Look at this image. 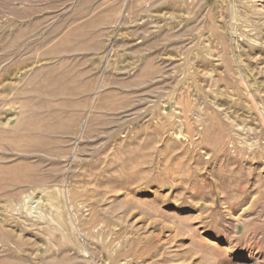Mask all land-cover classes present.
I'll return each instance as SVG.
<instances>
[{"label": "rangeland", "instance_id": "rangeland-1", "mask_svg": "<svg viewBox=\"0 0 264 264\" xmlns=\"http://www.w3.org/2000/svg\"><path fill=\"white\" fill-rule=\"evenodd\" d=\"M0 264H264V0H0Z\"/></svg>", "mask_w": 264, "mask_h": 264}, {"label": "bare ground", "instance_id": "bare-ground-1", "mask_svg": "<svg viewBox=\"0 0 264 264\" xmlns=\"http://www.w3.org/2000/svg\"><path fill=\"white\" fill-rule=\"evenodd\" d=\"M115 167V166H114ZM104 169V168H103ZM110 169V168H109ZM106 170V169H105ZM111 171H113V170H111ZM103 172V171H102ZM116 172V171H115ZM100 174H101V172H100ZM114 174H116V173H114ZM109 175V174H108ZM117 175V174H116ZM100 176V175H99ZM103 177V176H102ZM102 177H100V178H102ZM108 178H109V176H108ZM105 179V178H104ZM103 181V180H102ZM110 181V180H109ZM114 192V191H113ZM51 195V193L50 192H48V196H50ZM113 196V195H112Z\"/></svg>", "mask_w": 264, "mask_h": 264}]
</instances>
